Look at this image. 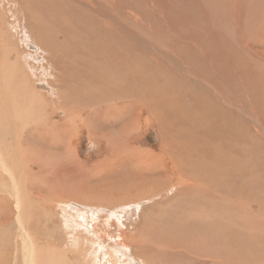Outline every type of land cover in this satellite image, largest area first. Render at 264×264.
Wrapping results in <instances>:
<instances>
[{"label":"rangeland","instance_id":"374dc122","mask_svg":"<svg viewBox=\"0 0 264 264\" xmlns=\"http://www.w3.org/2000/svg\"><path fill=\"white\" fill-rule=\"evenodd\" d=\"M118 1L0 0V151H7L8 154L13 151L19 157L20 171L23 172L19 178L24 182V188L26 187L21 191L26 202L23 209H26L25 213L21 216L28 215L29 218V222L25 221L23 226L33 241L31 262L52 264L53 260L59 264L61 261V264H236L241 259L240 264H264V0H236L231 5V0H194L195 3L188 0V9L185 11L180 2L172 3V10L180 15L177 23L171 22L173 30L168 28L170 35L175 33L184 40L194 39L198 46H218L222 51L226 47H232L238 52L232 53L234 55L228 58L225 66L227 71H223L220 77L214 71L215 64L211 73V81L220 86V90L225 88L228 92L225 99L226 112L220 119L222 122L217 120L221 130L210 138L206 136L207 140L213 141L212 147L208 142H201L203 148H211L213 153L200 157L198 153L205 152L198 149L202 145H192L193 150L189 147L176 150L175 142H167V151L164 150V153L171 154L172 164L165 161L169 160L165 159V154L162 159L152 158V155L158 153L160 146L155 127L118 131L114 122L119 118L124 120L121 124L125 128L134 122L135 115H132L131 109H122L120 112L117 110L123 101L130 99L118 100L121 102L115 100L105 90L108 88L104 79L96 76L101 70L108 69L106 62L113 56L105 52L97 53L103 45L113 42L110 32L120 42L130 43L119 35L116 26L103 20L101 16L100 22L96 20L97 15L100 20L98 5L107 4L118 14L125 17L128 15L131 23L135 22L137 27L148 30L147 34L150 36L163 29L162 24L155 19H152L153 28H146L144 18L147 9L149 10L146 5L149 6L148 3L153 0H143V4L140 0ZM173 1L178 0H169ZM154 3L157 5L158 1L154 0ZM130 6L141 11L143 18ZM235 6L239 11L236 14L233 13ZM78 9H84L85 15L89 11L96 17L90 18L88 13L86 19L81 11L82 18ZM157 14L158 11L153 18ZM234 18L241 21L233 24L231 19ZM91 19L94 21L90 22ZM97 25L103 27L102 31L98 27L97 30ZM163 38L164 36H160V39ZM175 39L172 38V42ZM246 42L248 47L244 46ZM180 48L182 50L179 51H185ZM130 49L117 53L123 57L117 59L119 62L116 60L118 69L124 68L126 63H137L135 54L139 55V51H134L132 47ZM112 64L114 63L110 65L115 67ZM187 66L191 67L192 64ZM201 66L203 68L200 64L197 70L205 75L207 70L203 71ZM87 69L91 71H86ZM87 72L89 78L86 77ZM212 75L216 80H213ZM121 78L120 75L111 74L109 80L116 84L118 82L117 85L111 83V87L127 92L129 83ZM234 79L237 83L233 82ZM82 81H87V84H81ZM223 82L226 86H222L225 85ZM113 94L117 95L116 92ZM179 105L183 106L182 102ZM111 108L114 109L112 114ZM52 112L54 115L51 117ZM103 117L107 123L103 121ZM141 118L143 119V115ZM62 120H66V128L55 124ZM48 126L50 130L47 129ZM180 130L182 132L184 129ZM138 133L142 135H139L138 142H125L126 138ZM72 136L76 137L75 140ZM226 142L230 145H226ZM147 148L153 152L152 155H147ZM235 149H238L237 152ZM130 151L135 158H126ZM227 151L234 154V158L230 155V159ZM71 156L80 162L77 168L70 163ZM63 164L65 173L62 188L65 190L59 191L61 186L52 183L47 173L52 172L53 176L57 172L55 165L57 167ZM0 174L6 176L1 170ZM238 175L239 178H236ZM4 176L1 179L6 186ZM193 184L198 185L194 188ZM9 192L0 191V199L5 198L10 204V208L0 205V264H25L28 247L22 242L16 199L8 195ZM63 193L72 194L71 196L74 193V197L64 196ZM209 216L215 220L213 229H218L216 232L221 237L218 238L212 232L208 234L209 229H206L203 222H210ZM92 222L95 223L94 228ZM203 227L206 232L202 230ZM221 238L225 239L227 246H233L237 254L230 252L229 256L228 252L224 253V249L222 252L225 255L220 258L218 246L220 249V243L224 242ZM198 240L201 248L200 243L197 245Z\"/></svg>","mask_w":264,"mask_h":264},{"label":"bare ground","instance_id":"6f19581e","mask_svg":"<svg viewBox=\"0 0 264 264\" xmlns=\"http://www.w3.org/2000/svg\"><path fill=\"white\" fill-rule=\"evenodd\" d=\"M118 1V0H117ZM124 1V0H123ZM141 3L143 4V0H140ZM158 1V4L156 5L154 3V0L149 4L146 5L147 8L149 7V10L147 9L148 12H146V18H144V21L146 22V28L151 29L152 27V19L158 20L162 26L163 29H161V32H156L155 34H153L152 36H150L148 33V30L145 31L142 28L137 27L134 22L131 23L129 21V17L128 15L125 17V15L122 14H118L117 12H115L114 10H112L110 7H108V5L106 4V6H102V5H98L97 9H98V13H99V18L100 16L103 18V20L107 21L110 24H113L114 26H116V28L118 29V33L119 35L125 39L128 40L130 43H125V42H120L118 38H115L114 34L112 32L109 33V36L111 37V39L113 40L112 43L110 44H106L103 45L101 48H99L97 50L98 54L101 53H108L111 56V60L107 61L106 64L109 66L108 69L106 70H101V76L99 74H96V76L101 77L100 79H104L105 81V86L109 89H105L107 90V93L110 94L111 96L114 97L115 100H129L127 102L123 101V104L119 107H117V110L120 112V110H127V109H131L133 111L132 115H135V119L134 122L131 124L130 127L125 128L121 123H123L124 120H120L122 118H119L118 120H116L114 123L117 124V129L119 132H125V129H133L135 131V128L141 127L143 129H145V127L148 126H153L155 127V129L157 130V135H158V139H159V149L158 153L156 155H152L153 152L150 149H146V153L149 156L150 154L153 156L152 158L155 160L157 157L159 158H163L164 154L165 156L167 155L166 158H169V160H165L168 161L167 163H171L170 161V155L168 154V152L164 153V150L166 148V143L169 142L170 144H172L173 142H175V149H187L188 147L190 149L193 148L192 145H202V147H198V149H201L205 152H201L198 153V155L200 157H206L210 156L212 149H205L203 148L204 145L203 143L201 144V142H208L210 147H212L210 140H207V137H211L214 136L215 133L220 132L221 130V126L217 124V120H220L223 116L224 113L226 112V107H225V99L226 97H228V95L226 94V90L225 88L223 90H220V86L215 85V82L211 81V73L213 70V66L215 64L214 67V71L216 72L217 76L220 77L221 73L223 71H227L225 66L228 63V58H230L231 56H233L234 54L232 53H238L236 49L232 48V47H226V51H222L218 46H211V45H202V46H198L194 43V39H187L184 40V38L182 36H176L175 33H172L171 35L169 34V29L171 27V30H173V25L171 22H175L177 23L179 20L177 19V17L180 15L177 11L172 10L173 4L172 3H177L179 4L180 2V6L182 5V10L185 11V9H188V0H178V1H173V2H169V0H156ZM217 1V0H216ZM230 1V0H229ZM236 0H231L229 3L231 5V3H235ZM256 1V0H255ZM56 2V1H55ZM119 2V1H118ZM192 3H195L194 0H191ZM51 3V2H50ZM75 3V2H74ZM88 3V2H85ZM228 3V2H227ZM124 4V2H123ZM63 5V4H62ZM117 5V3H116ZM156 5V8H155ZM233 5V4H232ZM30 6V5H29ZM77 6V5H76ZM91 6V5H89ZM193 6V5H192ZM196 6V5H195ZM200 6V5H199ZM88 7V6H87ZM93 7V6H92ZM131 7V6H130ZM130 7H127V9H130ZM141 7V5H140ZM197 7V6H196ZM229 7V6H228ZM233 7V6H232ZM79 8V7H77ZM113 8V7H112ZM221 8V7H220ZM223 8V7H222ZM81 9V8H79ZM78 9V11H80ZM85 11L87 10V8H84ZM84 9H83V13H84ZM126 9V8H125ZM124 9V10H125ZM131 9H133L131 7ZM237 6H235L233 13H238L237 12ZM134 11H137L138 14L143 18V13L139 10L133 9ZM156 10V12L158 11L157 17L153 18L154 12ZM202 10V7H201ZM245 10V9H244ZM80 11V12H81ZM94 11V10H93ZM121 11V10H120ZM81 12V15L83 14ZM125 12V11H124ZM200 12V11H199ZM68 13V12H67ZM77 13V12H76ZM89 13V17L92 18L93 15H91V13L89 11H87L86 15L85 13L83 14L84 17L88 18V14ZM94 13V12H93ZM170 13H172V15H170ZM57 14V13H56ZM74 14V13H73ZM241 14V13H239ZM51 15V14H50ZM79 14V16H81ZM82 15V18H83ZM91 15V16H90ZM97 15V14H96ZM156 15V14H155ZM196 15V13H195ZM57 16V15H55ZM183 16V15H182ZM194 16V15H192ZM96 17V16H94ZM93 17V19H94ZM233 16H231L232 18ZM52 18V17H51ZM75 18V17H73ZM86 18V19H87ZM227 18V17H226ZM57 19V18H56ZM183 19V18H182ZM250 19V18H249ZM58 20V19H57ZM77 20V19H76ZM83 20V19H82ZM97 21H101L98 19V15L96 17ZM102 20V21H103ZM233 24L241 21V19H231ZM94 20H90V22H93ZM103 21V22H105ZM83 22V21H81ZM86 22V21H85ZM85 22L83 24H85ZM75 23V22H74ZM98 23V22H96ZM94 23V24H96ZM243 23V20H242ZM63 24V23H62ZM82 24V23H81ZM102 24V22H101ZM104 24H107L106 22ZM248 24V23H247ZM246 24V25H247ZM103 25V24H102ZM69 26V23H68ZM108 26V24H107ZM112 26V25H111ZM113 26V27H114ZM102 28L100 25H97L96 28ZM105 27V26H104ZM110 27V26H108ZM111 27V28H113ZM97 28V30H99ZM251 28V27H250ZM67 29V28H66ZM107 29V27L105 28ZM241 29V28H240ZM77 30V29H76ZM85 30V29H84ZM88 30V29H87ZM86 30V31H87ZM258 30V28H257ZM68 31V30H67ZM75 31V29H74ZM105 32V31H103ZM88 33V32H86ZM100 33V32H99ZM71 34V33H70ZM85 34V33H84ZM92 34V33H91ZM102 34V33H101ZM152 34V33H151ZM116 35V34H115ZM93 36V35H92ZM160 36H164L163 39H160ZM188 36V35H187ZM243 36V35H242ZM89 37V36H88ZM65 38V37H64ZM92 38V37H91ZM120 38V37H119ZM172 38H176L174 41L172 42ZM71 40V39H70ZM90 40V39H89ZM94 40V39H93ZM243 40H246L243 39ZM169 41V42H168ZM255 42V41H254ZM201 44V42H199ZM257 43V41H256ZM260 43V42H259ZM198 44V41H197ZM220 45V44H218ZM263 45V43H262ZM98 46V45H97ZM234 46V45H233ZM245 47H248L247 42L244 43ZM134 48V51L137 50L139 51V55L138 53L135 54L137 55V63L134 65L125 64L124 68H120L118 69V66L116 64V60L117 59H122V55H118L117 53H124L125 51H129L130 48ZM180 47L184 48L185 51H179V49H181ZM239 49V48H238ZM251 49V48H250ZM254 49V48H252ZM131 50V49H130ZM182 50V49H181ZM133 51V52H134ZM251 53H254L255 51H251L248 50ZM229 52V53H228ZM247 52V51H246ZM261 52V51H260ZM135 53V52H134ZM142 53V54H140ZM241 54V53H240ZM239 54V55H240ZM264 54V53H263ZM107 55V54H106ZM259 55V54H258ZM67 56V55H66ZM109 56V55H107ZM256 56V55H255ZM262 56V55H260ZM264 56V55H263ZM262 56V58H263ZM104 57V56H103ZM133 57V56H132ZM237 57L238 54H237ZM105 58V57H104ZM125 58V57H124ZM243 58V57H242ZM110 59V58H109ZM132 59V58H130ZM135 59V58H134ZM244 59V58H243ZM97 60V59H96ZM101 60V59H99ZM118 62L120 60H117ZM124 61V60H123ZM128 61V60H127ZM256 61V60H255ZM227 62V63H226ZM114 63L112 65H115V67H112L110 64ZM237 63V61L235 62ZM189 64H192L191 67L187 66ZM202 64L203 68L202 70L206 71L205 75L201 74L197 68L198 65ZM264 64V63H263ZM206 65V67H205ZM91 66V65H89ZM120 66V65H119ZM229 66V65H228ZM84 67V66H83ZM82 67V68H83ZM256 67V66H254ZM87 68V67H86ZM91 69V68H90ZM87 69L86 71L90 70ZM97 69V68H96ZM99 69V68H98ZM123 69V70H122ZM125 70V71H124ZM91 71V70H90ZM89 71V72H90ZM94 71V69H93ZM97 71V70H96ZM110 72V73H109ZM84 73V72H83ZM91 73V72H90ZM224 73V72H223ZM234 72H232L233 74ZM252 73V72H251ZM111 74L116 76V75H120L122 76L121 79L123 80H127L129 83V87L127 88L128 91L127 92H122V91H117L115 87H111V83H113L112 85H115L116 83L111 82ZM86 76V73L84 74ZM95 76V77H96ZM230 76V75H229ZM234 76V75H232ZM87 78H89V73L87 72ZM213 77V75H212ZM114 78V77H113ZM117 78H119L117 76ZM125 78V79H124ZM232 78V77H231ZM235 78V77H233ZM110 79V80H109ZM116 79V77L114 78V80ZM221 79V78H220ZM99 80V79H98ZM213 80H216V78L213 77ZM228 80V78L226 79ZM101 81V80H100ZM219 81V80H218ZM235 81V79L233 80V82ZM65 82V80H64ZM217 82V81H216ZM222 82V81H220ZM236 82V81H235ZM234 82V83H235ZM80 83V82H79ZM91 83V82H90ZM102 83V81H101ZM121 83V82H120ZM224 83V82H223ZM233 83V84H234ZM237 83V82H236ZM81 84H87V81H82ZM118 84V82H117ZM116 84V85H117ZM225 84V83H224ZM230 84V82H229ZM263 84V83H262ZM101 85V84H100ZM103 86V87H105ZM222 86H226L222 85ZM232 86V85H231ZM105 87V88H106ZM127 87V86H126ZM233 87V86H232ZM246 87V86H245ZM17 88V87H16ZM22 88V87H20ZM238 88V87H237ZM93 87H90V90H92ZM119 89V88H117ZM231 89V88H230ZM229 89V90H230ZM187 90V92L185 91ZM233 90V89H232ZM231 90V91H232ZM238 90V89H237ZM31 91V90H30ZM112 91V92H111ZM9 92V90H8ZM11 94H13V90L10 89ZM103 92V91H102ZM113 92H116L117 95L113 94ZM235 92V91H234ZM233 92V93H234ZM237 92V91H236ZM1 93V91H0ZM228 93V92H227ZM10 94V95H11ZM16 94V92H15ZM76 94V93H75ZM106 94V93H105ZM230 94V93H229ZM232 94V92H231ZM104 95V94H103ZM233 95V94H232ZM259 95V94H258ZM13 95H11L12 97ZM31 96V95H30ZM35 96V95H33ZM231 96V95H230ZM36 97V96H35ZM234 97H235V93H234ZM23 99V98H22ZM255 99V98H254ZM253 99V100H254ZM237 100V97H236ZM240 100V99H239ZM258 100V99H257ZM182 102V105H179V103ZM16 102V101H15ZM103 102V101H102ZM121 102V101H118ZM227 102V101H226ZM231 102V101H230ZM240 102V101H239ZM242 102V100H241ZM240 102V103H241ZM117 103V102H116ZM250 103V101H249ZM260 103V102H259ZM115 104V103H114ZM113 104V105H114ZM242 104V103H241ZM69 105V104H68ZM73 105V104H72ZM232 105V104H231ZM234 105V104H233ZM236 105V103H235ZM237 106V105H236ZM243 107V106H242ZM110 108V107H108ZM103 109V108H102ZM240 109V108H239ZM249 109V108H248ZM111 110V114L113 113L114 109H110ZM109 110V111H110ZM254 110V109H253ZM252 110V112H253ZM131 111V112H132ZM248 111V110H247ZM129 112V113H131ZM249 112V111H248ZM54 112L51 113V117L54 115ZM117 113V112H116ZM166 115H165V114ZM254 113V112H253ZM128 114V113H126ZM95 115V114H94ZM122 115V114H121ZM141 115H143V119L141 118ZM242 115V114H241ZM251 115V114H250ZM253 116V114H252ZM261 116V115H260ZM90 117V116H89ZM167 117V118H166ZM244 117V116H243ZM7 118V117H6ZM5 118V119H6ZM246 118V117H245ZM70 119V118H69ZM103 121L106 122V118L103 117ZM124 119V117H123ZM258 119V118H257ZM52 120V119H50ZM256 120V119H255ZM66 120H62L59 121L57 124V126H61L62 128H66L67 124L65 122ZM257 121V120H256ZM220 122H222L220 120ZM231 122V121H229ZM252 122V121H251ZM255 122V121H254ZM260 122V120H259ZM258 122V123H259ZM68 123V122H67ZM107 123V122H106ZM226 123V122H225ZM130 124V123H129ZM255 124V123H254ZM128 125V124H127ZM249 125V124H248ZM51 126V125H50ZM143 126V127H142ZM231 126V125H230ZM255 126V125H254ZM260 126V125H259ZM49 128V130L51 129L49 126L47 127V129ZM180 129H184L185 132H181ZM48 130V131H49ZM86 130V129H85ZM132 130V131H133ZM237 130V129H236ZM259 130V129H258ZM92 131V130H91ZM230 131H233V128L230 129ZM229 131V132H230ZM86 132V131H85ZM194 132V133H193ZM226 132V131H225ZM74 133V132H73ZM92 133V132H91ZM139 135H141L140 133L138 134H134L132 137H128L126 138L125 142L129 143V142H138L139 140ZM182 135V136H181ZM228 135V134H227ZM226 135V136H227ZM235 135V133H234ZM238 135V133H237ZM52 136V134H51ZM124 136V135H123ZM128 136V135H127ZM142 136V135H141ZM140 136V137H141ZM207 136V137H206ZM219 136V135H218ZM54 137V135L52 136ZM73 140H75V136H72ZM246 138V137H245ZM124 139V138H123ZM215 139V138H214ZM241 139V138H240ZM47 140V139H46ZM49 140V139H48ZM105 141V140H104ZM221 141V140H220ZM224 140H222L221 142H223ZM228 141V140H226ZM247 141V140H246ZM260 141V139H259ZM105 142H108L107 140ZM117 142V141H116ZM172 142V143H171ZM177 142V143H176ZM186 142L184 145H180V143H184ZM191 142H193L191 144ZM243 142V141H242ZM52 144V142H49ZM72 143V142H71ZM238 143V142H237ZM76 144V143H75ZM103 144V142H102ZM228 143L226 142V145ZM104 145V144H103ZM107 145V144H106ZM208 145V144H207ZM208 145V146H209ZM230 145V144H228ZM231 145H233L231 143ZM108 146V145H107ZM206 146V145H205ZM224 146V145H223ZM158 147V146H157ZM222 147V145H221ZM231 147V146H230ZM220 148V147H219ZM223 148V147H222ZM228 148V147H227ZM232 148V147H231ZM237 148V147H236ZM3 149V148H1ZM197 149V148H195ZM5 150V149H3ZM193 150V149H192ZM223 150V149H221ZM227 150V149H226ZM225 150V151H226ZM236 150V149H235ZM238 150V149H237ZM236 150V152H237ZM242 150V149H241ZM242 154L243 151H241ZM167 151V150H165ZM233 150H231L232 152ZM257 151V150H256ZM11 152L10 154L7 153V151L5 153H1L0 151V170L3 171L6 176H4L2 174V176H4V178L6 179L7 185L5 186V184H3L2 182V176H0V191L5 193L6 191H13L12 193H8V195H10L11 197H15L16 202H17V208H19V217L20 220L18 218V223L21 221L20 223V230H21V237H22V242L23 244L27 245L28 249H27V254H28V258L25 261V264H33V262H31V255H32V247H33V241L32 238L30 236L27 235V233L25 232L26 229H24L25 226L24 222L28 220L29 222V218H27L26 215L21 216L25 213V210H23L25 207L24 205L26 204V202L23 199V195L21 193V191L25 190L26 187L24 188V182L21 181V179L19 178L23 172L20 171V163L18 162L19 157L17 156V154L13 151H9ZM179 152V151H178ZM216 152V151H214ZM224 152V151H223ZM228 152V151H227ZM239 152V153H240ZM29 153V152H28ZM131 151L129 153H127L126 158L127 159H133L135 158L134 156H131ZM180 153V152H179ZM196 153V151H195ZM210 153V154H209ZM213 153V152H212ZM229 153V152H228ZM25 154V153H24ZM182 154V153H181ZM216 154V153H215ZM218 155L220 153H217ZM213 155V154H212ZM232 155V154H228V157ZM234 155V154H233ZM232 155V156H233ZM3 156H6V158H3ZM69 156V155H68ZM222 156V155H221ZM27 157V155H26ZM33 157V156H32ZM66 157V156H65ZM70 163H73V166H76V168L78 167V164L80 163L75 157L73 158ZM226 158L227 155L225 156ZM237 157V156H236ZM242 157V155H241ZM208 158V157H207ZM218 158V157H217ZM225 158V161H227V159ZM230 158V157H229ZM234 158V156H233ZM243 158V157H242ZM253 158V157H252ZM220 159V158H219ZM231 159V158H230ZM230 159L228 160V162H230ZM236 159V158H235ZM244 159V158H243ZM34 160V159H33ZM202 160V159H201ZM212 160V158H211ZM223 160V159H222ZM239 160V159H238ZM22 161V160H21ZM46 161V160H45ZM100 161V160H99ZM224 161V162H225ZM251 161V160H250ZM133 162V161H132ZM216 162V161H215ZM219 162V161H218ZM238 162V161H237ZM254 162V161H253ZM163 163V161H162ZM223 162H221L222 164ZM22 164H24L22 162ZM42 164V163H41ZM172 164V163H171ZM229 164V163H227ZM232 164V163H231ZM102 165V164H101ZM164 165V163H163ZM186 165V164H184ZM216 165V164H215ZM223 165V164H222ZM221 165V167H222ZM230 165V164H229ZM239 165V164H237ZM255 165V164H254ZM219 167V164L217 165ZM215 166V167H217ZM228 166V165H227ZM235 166V165H234ZM241 166V163H240ZM23 167V166H22ZM225 167V165H224ZM233 167V166H232ZM253 167V166H252ZM184 168V167H183ZM204 168V166H203ZM227 168V167H226ZM236 168V167H235ZM250 168V167H248ZM247 168V169H248ZM256 168V166H255ZM44 169V168H43ZM57 172H55L52 176V172L47 173L48 175V179L51 180L52 183H54L55 185H60L61 188L59 191H64L65 189H63V183H62V179L64 176V170H65V164H63L62 166H57L55 165L54 168ZM188 169V168H187ZM207 169V168H206ZM211 169V168H210ZM209 169V171H210ZM230 169V168H228ZM240 169V168H238ZM51 170V167H50ZM208 170V169H207ZM227 170V169H226ZM231 170V169H230ZM237 170V168H236ZM244 170H245V166H244ZM257 170V168H256ZM183 171V170H182ZM229 172V171H228ZM232 172V171H231ZM230 172V175H231ZM234 172V171H233ZM235 173H238V171H236ZM243 173V172H242ZM241 173V174H242ZM245 173V172H244ZM250 173V172H249ZM229 174V173H228ZM252 174V173H250ZM1 175V174H0ZM77 175V174H76ZM85 175V174H84ZM97 175V174H96ZM95 175V176H96ZM237 175V174H236ZM240 175V174H239ZM238 177L236 178H239ZM81 176V175H80ZM242 176V175H241ZM251 176V175H248ZM123 177V176H122ZM53 178V181H52ZM200 178V177H199ZM210 178V175H209ZM234 178V177H233ZM252 178V176H251ZM103 179V178H102ZM244 179V178H241ZM47 180V179H46ZM123 180V179H122ZM245 180V179H244ZM247 180H250L247 178ZM100 181V179H99ZM197 181V180H196ZM242 181V180H241ZM254 181V179H253ZM104 182V181H103ZM203 182V181H202ZM205 182V181H204ZM235 182V181H234ZM250 182V181H249ZM237 183V181H236ZM247 183V182H246ZM198 185V184H197ZM196 184H193L192 186L195 188L197 187ZM237 185V184H236ZM254 186V183H253ZM30 187V186H29ZM28 187V188H29ZM74 187V186H73ZM76 187V186H75ZM74 187V188H75ZM240 187V186H239ZM31 189V187H30ZM71 189V188H70ZM176 189V188H175ZM193 189V188H192ZM68 191V190H67ZM90 191V190H88ZM62 193V192H61ZM67 193V192H66ZM80 194V193H79ZM64 196L67 197H74L71 196L72 194H62ZM3 196V195H2ZM55 196V195H54ZM62 198V197H61ZM57 199V198H56ZM65 199V198H64ZM76 200V199H73ZM60 201L63 202V200L61 199ZM67 202V201H66ZM65 203V202H64ZM250 203V202H249ZM247 204V203H246ZM255 204V203H254ZM0 205L10 208V204L8 205V201L7 199H0ZM109 205V204H108ZM146 205V204H145ZM66 206H68L66 204ZM111 206V205H110ZM116 206V205H115ZM3 207V208H4ZM184 208V207H183ZM8 210V209H7ZM207 213V212H206ZM263 213V212H262ZM3 214V213H2ZM85 214V213H84ZM83 214V215H84ZM208 214V213H207ZM79 215V214H78ZM82 214H80L81 216ZM116 215V214H114ZM113 215V216H114ZM85 216V215H84ZM111 216V215H110ZM23 217V218H22ZM95 217V216H94ZM174 217V216H173ZM204 217V216H203ZM98 218V217H97ZM121 218V217H120ZM210 222H203L204 226L206 227L207 232H209L208 234H211L210 232H212L214 235L216 234V236L218 235V238L221 237V235L219 236V234L216 232V230L218 229H213V227L216 225L215 224V220L212 219V217H210ZM208 218V219H209ZM119 219V218H118ZM171 219V218H170ZM81 220V219H80ZM217 220V219H216ZM95 221V220H94ZM107 221V220H106ZM180 221V220H179ZM96 222V221H95ZM190 222V221H188ZM107 223V222H106ZM178 223V222H177ZM222 223V222H221ZM93 227L94 228V224L93 223ZM228 224V223H227ZM222 225V224H221ZM177 226V225H176ZM173 227V226H172ZM225 226L222 225V228H224ZM202 228V226L200 227ZM198 227V229H200ZM192 229V228H191ZM225 229V228H224ZM204 230V227L203 229ZM28 231V230H27ZM173 231V230H172ZM206 232V230H204ZM204 232V233H205ZM194 233V232H193ZM200 233V232H199ZM203 233V231H202ZM174 234V233H173ZM221 234V233H220ZM228 235V233H226ZM203 235V234H202ZM227 235H225L226 237H228ZM240 235V234H239ZM257 235V234H256ZM113 236V235H112ZM201 236V235H200ZM204 236V235H203ZM224 236V237H225ZM243 236V235H242ZM50 237V236H49ZM126 237V236H125ZM199 237V235H198ZM212 237V236H210ZM225 237V238H226ZM241 237V235H240ZM239 237V238H240ZM124 238V237H123ZM193 238V237H192ZM197 238V237H196ZM250 238V237H249ZM195 239V238H193ZM192 239V240H193ZM216 242H217V238ZM222 244L220 243V249L218 246V256L221 258L223 255H225L224 253L228 252L229 256H230V252L231 253H235L234 247H229V245L227 246V243L225 244V239L221 238ZM244 239V238H243ZM242 239V240H243ZM246 239V238H245ZM92 241V240H91ZM213 241V240H212ZM228 241V240H227ZM245 241V240H244ZM204 242V241H202ZM215 242V241H214ZM215 242V243H216ZM219 242V241H218ZM186 243V242H185ZM200 243V244H199ZM209 243V241H208ZM206 243V244H208ZM214 243V244H215ZM48 244V243H47ZM63 244V243H62ZM113 244V243H112ZM190 244V242H189ZM200 245L201 248V242H199V240L197 241V245ZM203 244V243H202ZM186 244H184L185 246ZM193 245V244H192ZM205 245V242H204ZM213 245V244H212ZM245 245V244H244ZM155 246V245H154ZM192 247V246H191ZM195 246H193L192 248H194ZM198 247V246H197ZM203 247V246H202ZM212 248V246H209ZM208 247V248H209ZM236 247V246H235ZM241 247V246H240ZM240 253L241 254V249ZM251 247V246H250ZM46 248V247H45ZM71 248V247H70ZM188 248V247H187ZM247 248V247H246ZM101 249V248H100ZM143 249V248H142ZM225 250V252L223 253L222 251ZM236 249V248H235ZM253 249V248H252ZM264 249V248H263ZM37 250V249H36ZM40 250V249H39ZM189 250V248H188ZM191 250V249H190ZM214 250V249H213ZM217 250V249H216ZM243 250V248H242ZM254 250V249H253ZM48 251V250H47ZM52 251V250H51ZM211 251V250H210ZM215 251V250H214ZM35 252V250H34ZM64 252V251H63ZM147 252V251H146ZM44 253V252H43ZM193 253V252H192ZM60 254V253H59ZM211 254V252H210ZM244 254V253H243ZM247 254V252H246ZM227 255V254H226ZM215 256V255H214ZM242 256V255H241ZM240 256V258H241ZM251 256V253H250ZM23 257V256H22ZM27 257V255L25 256ZM39 257V256H38ZM50 257V255H49ZM66 257V256H65ZM117 257V256H116ZM239 257V256H238ZM35 258V255H34ZM141 258V257H140ZM237 258V257H236ZM239 258V259H240ZM40 259V258H39ZM38 259V260H39ZM50 259V258H49ZM203 259V258H202ZM232 259V258H231ZM248 259V258H247ZM52 260V259H51ZM56 260V259H55ZM58 260V259H57ZM230 260V259H229ZM238 260V258L236 259ZM243 260V259H242ZM35 261V260H34ZM37 261V260H36ZM50 261V260H49ZM61 261V260H59ZM39 262V261H37ZM55 262V261H54ZM62 262V261H61ZM60 262V264H61ZM231 263L233 261H230ZM240 261L236 262V264H240ZM246 263L247 260L245 261ZM253 262V260H252ZM66 263H67V259H66ZM87 263V262H86ZM36 264V263H35ZM42 264V262H41ZM49 264V263H48ZM52 264H53V260H52ZM55 264H59V262H55ZM244 264V263H243Z\"/></svg>","mask_w":264,"mask_h":264},{"label":"crops","instance_id":"0c3cea01","mask_svg":"<svg viewBox=\"0 0 264 264\" xmlns=\"http://www.w3.org/2000/svg\"><path fill=\"white\" fill-rule=\"evenodd\" d=\"M73 194H74V193H73ZM50 261H51V260H50ZM50 261H49V262H50ZM53 264H55V262H54V261H53Z\"/></svg>","mask_w":264,"mask_h":264}]
</instances>
